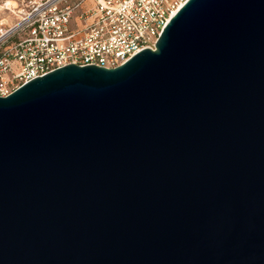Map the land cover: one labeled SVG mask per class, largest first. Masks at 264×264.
Wrapping results in <instances>:
<instances>
[{
	"label": "water",
	"instance_id": "obj_1",
	"mask_svg": "<svg viewBox=\"0 0 264 264\" xmlns=\"http://www.w3.org/2000/svg\"><path fill=\"white\" fill-rule=\"evenodd\" d=\"M0 264H264V0L0 96Z\"/></svg>",
	"mask_w": 264,
	"mask_h": 264
},
{
	"label": "built area",
	"instance_id": "obj_2",
	"mask_svg": "<svg viewBox=\"0 0 264 264\" xmlns=\"http://www.w3.org/2000/svg\"><path fill=\"white\" fill-rule=\"evenodd\" d=\"M27 0L0 23V96L69 65L113 68L155 44L188 0Z\"/></svg>",
	"mask_w": 264,
	"mask_h": 264
},
{
	"label": "rangeland",
	"instance_id": "obj_3",
	"mask_svg": "<svg viewBox=\"0 0 264 264\" xmlns=\"http://www.w3.org/2000/svg\"><path fill=\"white\" fill-rule=\"evenodd\" d=\"M22 0H0V23L8 25L18 18V11L24 7Z\"/></svg>",
	"mask_w": 264,
	"mask_h": 264
},
{
	"label": "crops",
	"instance_id": "obj_4",
	"mask_svg": "<svg viewBox=\"0 0 264 264\" xmlns=\"http://www.w3.org/2000/svg\"><path fill=\"white\" fill-rule=\"evenodd\" d=\"M26 1H27V0H22L21 2L24 3V2H26ZM87 3H88V4H91V3H92V0H88Z\"/></svg>",
	"mask_w": 264,
	"mask_h": 264
},
{
	"label": "bare ground",
	"instance_id": "obj_5",
	"mask_svg": "<svg viewBox=\"0 0 264 264\" xmlns=\"http://www.w3.org/2000/svg\"><path fill=\"white\" fill-rule=\"evenodd\" d=\"M19 11H20V10H19ZM19 11H18V12H19Z\"/></svg>",
	"mask_w": 264,
	"mask_h": 264
}]
</instances>
